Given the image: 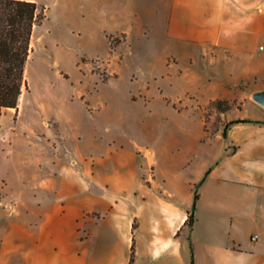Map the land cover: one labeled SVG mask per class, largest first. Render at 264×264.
Segmentation results:
<instances>
[{"label":"crops","instance_id":"obj_1","mask_svg":"<svg viewBox=\"0 0 264 264\" xmlns=\"http://www.w3.org/2000/svg\"><path fill=\"white\" fill-rule=\"evenodd\" d=\"M132 1L144 23L216 65L213 99L235 102L219 113L243 120L180 177L117 148L63 162L52 140L25 217L0 219V264H127L132 238L133 264H264V106L251 98L264 89V0Z\"/></svg>","mask_w":264,"mask_h":264},{"label":"rangeland","instance_id":"obj_2","mask_svg":"<svg viewBox=\"0 0 264 264\" xmlns=\"http://www.w3.org/2000/svg\"><path fill=\"white\" fill-rule=\"evenodd\" d=\"M35 1L46 17L33 27L27 86L0 116V219L25 217L52 140L63 162L117 148L177 177L194 172L227 124L208 109L216 65L144 23L132 0Z\"/></svg>","mask_w":264,"mask_h":264},{"label":"trees","instance_id":"obj_3","mask_svg":"<svg viewBox=\"0 0 264 264\" xmlns=\"http://www.w3.org/2000/svg\"><path fill=\"white\" fill-rule=\"evenodd\" d=\"M46 17V7L35 0H0V116L5 109L17 108L23 89L27 86L25 64L31 51V34L33 27ZM115 49L117 43L109 41ZM235 102L229 99H210L208 109L225 111ZM227 121L226 126L235 121ZM226 126L222 130L226 136ZM197 193H195V198ZM193 212H190L187 225L192 227ZM136 221L132 230L136 228ZM134 241L130 247V257L127 264H133Z\"/></svg>","mask_w":264,"mask_h":264},{"label":"water","instance_id":"obj_4","mask_svg":"<svg viewBox=\"0 0 264 264\" xmlns=\"http://www.w3.org/2000/svg\"><path fill=\"white\" fill-rule=\"evenodd\" d=\"M251 98L260 105L264 106V89L253 91L251 94Z\"/></svg>","mask_w":264,"mask_h":264},{"label":"bare ground","instance_id":"obj_5","mask_svg":"<svg viewBox=\"0 0 264 264\" xmlns=\"http://www.w3.org/2000/svg\"><path fill=\"white\" fill-rule=\"evenodd\" d=\"M33 37H34V35H33V31H32V34H31V40H32Z\"/></svg>","mask_w":264,"mask_h":264}]
</instances>
